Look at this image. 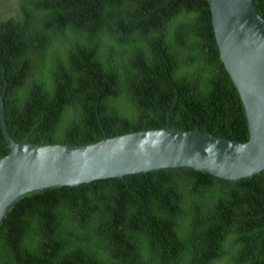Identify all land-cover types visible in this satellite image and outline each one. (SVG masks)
I'll return each instance as SVG.
<instances>
[{
	"label": "trees",
	"instance_id": "trees-1",
	"mask_svg": "<svg viewBox=\"0 0 264 264\" xmlns=\"http://www.w3.org/2000/svg\"><path fill=\"white\" fill-rule=\"evenodd\" d=\"M264 20V0H253ZM12 140L81 146L197 128L245 142L205 0H0ZM8 152L0 132V158ZM0 264H264V170L166 168L33 191L0 221Z\"/></svg>",
	"mask_w": 264,
	"mask_h": 264
},
{
	"label": "water",
	"instance_id": "water-1",
	"mask_svg": "<svg viewBox=\"0 0 264 264\" xmlns=\"http://www.w3.org/2000/svg\"><path fill=\"white\" fill-rule=\"evenodd\" d=\"M218 57L233 84L247 125L245 142L218 138L197 128L136 131L81 146L30 144L12 140L3 116L0 132L8 152L0 158V221L21 195L95 180L166 168L187 169L223 180L264 170V20L253 0H205Z\"/></svg>",
	"mask_w": 264,
	"mask_h": 264
}]
</instances>
